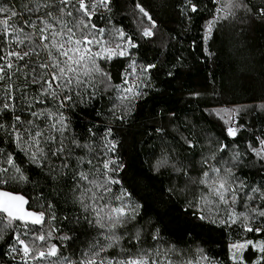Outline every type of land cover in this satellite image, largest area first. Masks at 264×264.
I'll return each mask as SVG.
<instances>
[{
    "label": "snow or ice",
    "instance_id": "1",
    "mask_svg": "<svg viewBox=\"0 0 264 264\" xmlns=\"http://www.w3.org/2000/svg\"><path fill=\"white\" fill-rule=\"evenodd\" d=\"M113 3L0 0V264L211 262L202 248L189 256L175 243L165 241L158 227L149 230L141 223L143 205L123 186L125 164L118 155L121 144L116 130L110 126L101 130L93 123L86 134L77 135L68 116L78 107L89 109L112 93L108 95L110 118L126 121L153 86L158 65L139 63L133 59V50L141 46L137 36L142 40L156 36L159 22L144 0H132L131 14L138 21L135 34L123 27L98 25L96 20L107 19L103 14L112 11ZM172 7L188 21L201 12L208 14L204 42L212 40L220 27L236 21L264 24V0H174ZM205 51L213 55L207 47ZM116 58L128 61L118 75L119 83H113L108 68ZM176 74L167 73L173 78ZM251 107L210 113L227 125L231 144L217 140L215 147L210 143L207 151L186 163L174 159V150L163 145L164 151L151 170L157 175L170 171L169 179L177 178L179 184L165 191L183 193L182 211L195 219L222 229L264 235V181L250 184L237 172L244 156L251 154L264 161V135L253 134L243 150L237 141L246 126L236 117ZM256 107L264 111V102ZM175 119L173 111L169 122ZM154 131L161 139H178L167 126ZM183 145L189 152L197 147L189 136L183 138ZM229 149L230 157L225 159L221 154ZM40 181L48 189L60 184L70 188V203L79 214L62 220L83 221L95 232L83 249L74 247V238L53 223L58 219L57 205ZM28 184L41 189L31 199L6 190ZM32 201L40 210H32ZM41 201H47L46 205ZM249 249L257 253L251 264H264V239L231 243L232 264H248L243 253Z\"/></svg>",
    "mask_w": 264,
    "mask_h": 264
},
{
    "label": "trees",
    "instance_id": "2",
    "mask_svg": "<svg viewBox=\"0 0 264 264\" xmlns=\"http://www.w3.org/2000/svg\"><path fill=\"white\" fill-rule=\"evenodd\" d=\"M144 2L159 22L156 36L150 40L137 36L141 46L133 50V59L139 63L158 65L147 96L136 103L131 115L123 122L110 118L108 113V95L112 93L105 95L102 101L94 102L89 109L84 110L81 106L70 111L68 116L77 135L86 134L87 127L93 123L101 130L105 126L116 130V139L121 144L118 155L125 164L121 173L123 186L133 193L135 201L143 205L141 223L147 224L149 230L158 227L165 241L175 243L189 256L195 254L197 248H202L211 258L210 264H232L228 249L231 243L244 239L261 240L264 235L222 229L183 212L184 194L179 191L168 194L165 191L179 184L177 178L173 176L170 180V171L157 175L151 169L164 151L163 145H167L169 151L174 150V159L186 163L193 155L198 158L202 150L207 151L210 143L215 147L217 140L231 144V138L226 137L227 125L210 114L214 110L252 106L236 117L246 126V130L237 137L241 150L253 134L264 135V111L256 107L264 102V24L236 21L220 27L212 40L204 42L202 37L205 20L209 18L207 13L201 12L188 21L172 7L174 0ZM132 8V0H114L112 11L103 14L107 19H97L96 23L104 27H123L129 34H135L138 21L131 14ZM206 47L213 53L212 56L207 55ZM127 66L128 61L120 58L108 64L113 83L120 82L118 75ZM169 71L177 73L175 78L167 75ZM96 111H100L101 115L96 116ZM173 111L176 119L170 123ZM221 115L224 113L221 112ZM163 126H167L168 131L178 139L173 140L172 136L161 139L160 133L154 129ZM185 136L197 143L191 152L183 145ZM230 154L231 149L221 155L229 159ZM237 172L250 184H259L264 181V161L251 154L244 156ZM40 183L46 194L51 192V198L57 205L58 219L53 223L59 225L62 233L74 238L71 242L74 247L83 249L95 232L83 221L62 220L63 216L79 214L76 206L70 203V188L64 189L60 184L54 185L53 190L44 188L43 181ZM6 190L31 199L41 189L28 184L12 185ZM60 192L66 194L59 195ZM32 203V210H40L35 201Z\"/></svg>",
    "mask_w": 264,
    "mask_h": 264
},
{
    "label": "rangeland",
    "instance_id": "3",
    "mask_svg": "<svg viewBox=\"0 0 264 264\" xmlns=\"http://www.w3.org/2000/svg\"><path fill=\"white\" fill-rule=\"evenodd\" d=\"M253 241H257V240H253ZM229 249V247H228ZM244 257L246 260H248V262H251L252 259H255V257L257 256V253L252 251L251 249L249 250H246L244 253H243Z\"/></svg>",
    "mask_w": 264,
    "mask_h": 264
}]
</instances>
